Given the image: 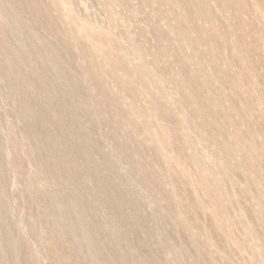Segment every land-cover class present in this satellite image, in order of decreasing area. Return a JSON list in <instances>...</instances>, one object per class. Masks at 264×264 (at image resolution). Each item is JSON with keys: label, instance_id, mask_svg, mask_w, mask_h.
Wrapping results in <instances>:
<instances>
[{"label": "rangeland", "instance_id": "rangeland-1", "mask_svg": "<svg viewBox=\"0 0 264 264\" xmlns=\"http://www.w3.org/2000/svg\"><path fill=\"white\" fill-rule=\"evenodd\" d=\"M0 264H264V0H0Z\"/></svg>", "mask_w": 264, "mask_h": 264}]
</instances>
